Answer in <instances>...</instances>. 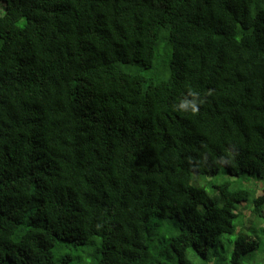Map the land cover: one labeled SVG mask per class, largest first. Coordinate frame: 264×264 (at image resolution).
I'll use <instances>...</instances> for the list:
<instances>
[{"label": "trees", "instance_id": "trees-1", "mask_svg": "<svg viewBox=\"0 0 264 264\" xmlns=\"http://www.w3.org/2000/svg\"><path fill=\"white\" fill-rule=\"evenodd\" d=\"M263 221L264 0H0V264H264Z\"/></svg>", "mask_w": 264, "mask_h": 264}, {"label": "rangeland", "instance_id": "rangeland-1", "mask_svg": "<svg viewBox=\"0 0 264 264\" xmlns=\"http://www.w3.org/2000/svg\"><path fill=\"white\" fill-rule=\"evenodd\" d=\"M240 207H241V208H246L245 205H240L239 208H240ZM254 226H257V225H254ZM261 227L264 228V221L261 223ZM256 228H258V227H256ZM250 229H251V228H250ZM254 229H255V228H254ZM258 229H259V228H258ZM258 231H259V230H258Z\"/></svg>", "mask_w": 264, "mask_h": 264}]
</instances>
